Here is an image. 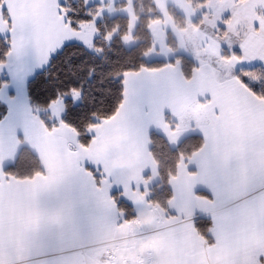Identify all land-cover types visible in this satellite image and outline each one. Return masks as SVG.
Here are the masks:
<instances>
[{
    "label": "crops",
    "instance_id": "crops-1",
    "mask_svg": "<svg viewBox=\"0 0 264 264\" xmlns=\"http://www.w3.org/2000/svg\"><path fill=\"white\" fill-rule=\"evenodd\" d=\"M117 1L86 0L103 5L97 19L129 18L124 46L131 48L137 24L132 1L121 8ZM153 1L161 19L149 26L146 60L193 58L168 12L173 6L194 22L192 6L186 0ZM60 3L0 4V36L8 34L11 42L8 61L0 63V76L7 79L0 102L10 109L9 118L0 121V264H264V99L233 75L241 68H264V31L254 24L245 31L236 48L241 58L233 59L234 70L228 72L205 57L190 79L179 63L125 73L118 110L92 127V140L82 147L61 123L48 131L31 115L25 94L57 50L69 43L93 44L94 23L73 30ZM192 29L186 25V33L199 36ZM53 111L62 116L61 99L51 105ZM152 132L172 148L190 136L202 140L170 179L166 209L156 211L143 193L160 180L150 151ZM23 146L44 172L20 180L5 169ZM113 193L134 217L125 219ZM198 217L212 221L210 244L194 229Z\"/></svg>",
    "mask_w": 264,
    "mask_h": 264
},
{
    "label": "trees",
    "instance_id": "trees-1",
    "mask_svg": "<svg viewBox=\"0 0 264 264\" xmlns=\"http://www.w3.org/2000/svg\"><path fill=\"white\" fill-rule=\"evenodd\" d=\"M129 0H118L115 7H124ZM134 15L137 20L133 34L134 46L126 48L124 37L128 33L129 20L126 16H102L97 14L102 4H88L86 0H61L60 7L66 15L70 27L78 31L87 23H94L95 37L91 46L79 43H69L57 50L50 58L46 67L38 72L27 84L26 100L32 116H38L48 131H52L62 123L77 135L80 146L86 147L92 140L89 128L109 119L118 110L123 99V75L142 69H159L165 65L179 63L184 77L190 79L196 63L192 58L176 55L173 59L146 60L145 54L152 46L149 26L160 20L161 16L153 0H131ZM194 4V0H187ZM2 0H0V4ZM173 22L184 26V16L173 6L168 7ZM2 20L9 28V18L5 8L1 12ZM197 19H195L196 21ZM182 21L181 24H179ZM194 21V22H195ZM193 22V23H194ZM170 37V36H169ZM170 47L174 42L168 38ZM11 50L9 35L0 36V63H6ZM252 93L264 99V68L252 66L233 71ZM7 79L0 76V87ZM79 93L78 101L73 99V93ZM62 100L63 115L61 120H51L50 107L58 100ZM0 105H4L0 102ZM168 125L175 126L166 118ZM151 153L156 162L159 182L148 189H144L146 203L153 211L166 209L170 199V179L175 175L182 158L191 156L202 146L198 136L185 138L177 147L172 148L166 139L152 132L150 135ZM99 183L100 177L90 169ZM13 178L24 180L44 172L37 156L28 146H23L15 162L5 169ZM125 219L134 217L130 206L118 196L112 194ZM212 221L207 217L194 220V229L207 244L212 243L210 229Z\"/></svg>",
    "mask_w": 264,
    "mask_h": 264
},
{
    "label": "rangeland",
    "instance_id": "rangeland-1",
    "mask_svg": "<svg viewBox=\"0 0 264 264\" xmlns=\"http://www.w3.org/2000/svg\"><path fill=\"white\" fill-rule=\"evenodd\" d=\"M194 1L193 5L187 2L192 6L197 20L193 23L182 18L185 25L178 27L183 31L182 34L187 41L186 44L192 49L194 55L192 60L195 63H199L206 57V60L212 63L217 69L223 68L227 72L229 70H234L235 65L232 64V61L233 59L241 58V54L236 48L238 47L237 44L240 38L245 34V31L250 29L252 24L261 29L260 31H264V0ZM182 21L179 24H181ZM129 24H131L130 21ZM187 24L193 27L192 30L199 33V36L196 34L193 35L192 33L190 34L189 30L186 33L185 28ZM169 38L173 41V37ZM204 42H207L206 46L203 45ZM209 47H212V49ZM73 98L79 99V93H73ZM50 116L52 121L56 120V118L53 119L55 111H53ZM55 117H58L59 121L62 118L61 115H56ZM62 126L64 125L62 124ZM64 128L65 130H70L66 126H64ZM91 130L92 127L89 128V132H91Z\"/></svg>",
    "mask_w": 264,
    "mask_h": 264
},
{
    "label": "snow or ice",
    "instance_id": "snow-or-ice-1",
    "mask_svg": "<svg viewBox=\"0 0 264 264\" xmlns=\"http://www.w3.org/2000/svg\"><path fill=\"white\" fill-rule=\"evenodd\" d=\"M10 116V109L7 105H0V121L8 119Z\"/></svg>",
    "mask_w": 264,
    "mask_h": 264
}]
</instances>
